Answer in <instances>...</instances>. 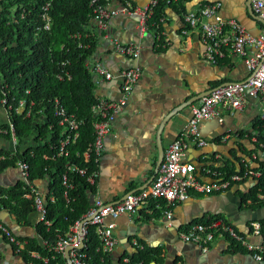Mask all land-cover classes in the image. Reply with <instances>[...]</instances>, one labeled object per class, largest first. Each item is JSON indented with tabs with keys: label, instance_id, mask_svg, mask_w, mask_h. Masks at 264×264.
I'll list each match as a JSON object with an SVG mask.
<instances>
[{
	"label": "crops",
	"instance_id": "0c3cea01",
	"mask_svg": "<svg viewBox=\"0 0 264 264\" xmlns=\"http://www.w3.org/2000/svg\"><path fill=\"white\" fill-rule=\"evenodd\" d=\"M215 1L222 3L223 17L237 18L251 34L259 35L264 30V18L253 9V0L174 2L164 8L158 22L150 20L146 31L140 30L138 15L128 11H119L102 30L94 21L88 26L92 36L97 37L96 51L89 57L88 64L94 67L100 62L114 74L111 80H106L95 72V91L99 97L119 99L122 96L121 72L134 64L142 71L106 137L94 198L100 196L105 201L118 202L128 193L147 187L158 172L160 157L162 154L164 157L169 144L181 135L189 121L192 104L183 107L185 103L204 91L248 79L250 73L239 56L225 57L218 63L209 62L199 29L190 28L185 21V13ZM131 2L144 6L150 0H106L105 4L121 9ZM114 40L139 45L140 56L132 61L116 52ZM261 103V99L249 96L242 109L234 113L220 109L223 119L209 118L202 122L201 136L207 144L198 146L190 142L188 159L195 163L198 175L204 180H208L204 176L207 164L221 169L235 166L238 171L243 160L252 154L263 157L264 153L255 145L258 120L262 119ZM8 119L7 109L0 103V123ZM31 143H25V149ZM12 146L0 137V149ZM19 178L20 170L11 168L0 175V184L9 187ZM254 182L250 179L234 183L225 191L207 194L192 191L189 199L180 203L162 201L158 208L151 206L123 213L115 220L114 235L118 244L110 253L113 263L129 262L128 256L135 255L139 249L154 247L159 249L158 261L152 260L150 264H263L248 248L264 241V236L253 233L251 227L253 221L264 219V204H255L256 195L255 198L250 196L253 189L256 194ZM37 186L41 194L48 191L46 180L39 179ZM167 210L172 211L171 219L165 217ZM39 219L35 211L19 222L8 210L0 209V222L22 240L33 236L40 238L36 229ZM201 219L226 220L248 241L244 238L245 242L241 243L222 235L209 251H205L196 243L182 240L180 232ZM110 222L111 219L105 220L106 224ZM22 255L0 233V264H30ZM64 257L69 264L66 251Z\"/></svg>",
	"mask_w": 264,
	"mask_h": 264
},
{
	"label": "built area",
	"instance_id": "2783aa9c",
	"mask_svg": "<svg viewBox=\"0 0 264 264\" xmlns=\"http://www.w3.org/2000/svg\"><path fill=\"white\" fill-rule=\"evenodd\" d=\"M165 1L168 4H172L181 0ZM158 2L159 0H150L144 6L131 2L127 6L117 9L101 4L100 0H91V4L94 6L93 21L102 30L107 26L108 20L119 11H128L138 15L139 28L141 31H146L148 29V21L152 17L154 7ZM221 7L222 3L217 1L206 3L195 11L191 10L185 13V21L190 28L199 29L201 38L206 45L205 57L209 62L218 63L220 59L225 57L239 56L244 60L250 73L248 79L244 81H231L216 87L210 93L192 103L191 116L184 131L169 144L158 172L151 183L118 202L105 201L102 197L96 196L86 215L76 221L69 228L65 236L59 237L51 243L44 241L53 258H55L56 254H64L70 247L69 255L73 264H90L87 253L83 251L86 246V236L90 225L96 226L100 239L98 250L110 254L118 244V240L114 235V227L115 220L119 216L126 212L134 213L141 209H148L151 206L158 208L162 201L168 204L183 202L189 199L192 191L205 194L225 191L234 183L252 179L257 186L255 194L257 198L256 203L264 202V173L261 165L257 162L258 159L264 161V154L261 158V155L252 154V157L243 160L244 167L242 169L240 168L238 171L230 173L214 164H207L204 166V176L208 180H204L202 176L198 175L195 163L188 159L190 142H194L198 146H205L207 144V141L201 136V124L203 121L209 118L223 119L220 109H228L232 113L242 109L249 96L264 101V30L259 35L251 34L237 18L223 17ZM253 9L259 17L264 18V0H253ZM46 28H49V23L46 25ZM114 49L121 55L129 57L132 61L136 60L141 53L139 45L132 42L123 43L119 40H114ZM94 70L106 80H111L114 77V74L100 62L94 65ZM141 74L142 71L138 64L127 67L121 72L122 96L119 99L100 97L92 106L94 139L83 153V165L73 162L68 163V170L63 175L65 186L71 187L68 176L69 172L80 174L85 177L90 185L96 186L106 137L111 132L118 113L126 105L134 87L140 80ZM64 77L70 79L72 76L69 72H65V76L59 75L60 79ZM1 89L2 85L0 83ZM7 102L6 97L0 101V103L5 105L9 115V108L11 106L8 108ZM20 103V109L22 110L26 106V102L21 100ZM54 103V116L57 118V125L50 123L49 129L55 130L56 127H60V135H64V137L56 147V155L68 157L70 156L68 147L79 138L80 129L85 122L74 114L68 113L58 98H55ZM27 115H31L30 110H28ZM262 120H264V106ZM5 135H10V140L13 142L15 150L18 138L10 115L6 123H0V137L5 138ZM38 135L40 136L39 133ZM40 139L44 140L42 137ZM45 157L48 158L49 156L45 155ZM16 168L20 170V179L27 185H30L31 188L29 192L24 194V197L33 199L36 211L40 217L39 220L49 224V220L46 218L47 209L44 198L38 186L34 185L29 178L30 164L25 160H19ZM250 202L249 200L248 203L250 204ZM164 214L167 219L172 218V211L167 210ZM86 218L88 219L83 222L81 228L80 223ZM106 219H111V222L106 224ZM251 227L253 233L262 235L261 222L259 220L253 221ZM0 233L7 237L9 242L15 246L17 253H24L26 244L28 243L26 239L22 240L9 227L2 223H0ZM222 235H226V237L233 240H238L241 243L245 242V237L237 232L232 224L223 219L193 224L188 230L181 231L179 236L182 240L196 243L203 250L209 251L217 237ZM82 239L83 246H80ZM135 243L137 244V242ZM248 248L252 250L254 258L264 264V241L259 245H252ZM28 253L30 255L28 263L30 264H34L33 259L36 258L49 263L50 255H43L37 250H29ZM136 264H141V262Z\"/></svg>",
	"mask_w": 264,
	"mask_h": 264
},
{
	"label": "trees",
	"instance_id": "16d2710c",
	"mask_svg": "<svg viewBox=\"0 0 264 264\" xmlns=\"http://www.w3.org/2000/svg\"><path fill=\"white\" fill-rule=\"evenodd\" d=\"M100 3L105 4L106 0H100ZM167 5L165 0H159L150 20L158 22ZM93 10L91 0H0V101L6 97L7 107L11 106L9 115L18 138L15 150L14 145L0 149V175L16 168L19 160H25L30 164L31 182L37 185V181L42 179L48 184V191L42 196L49 224L38 222L36 229L40 238H27L22 256L28 262V251L37 250L43 255H50V260L45 263L36 258L33 259L34 264H67L64 254H56L53 258L44 241L51 243L65 236L69 228L86 215L93 203L91 196H94L96 186L90 185L85 177L69 172L71 187L63 183L68 163L83 165V153L94 139L92 106L100 97L95 91L94 67L88 64L89 57L97 47V37H93L88 30L93 22ZM48 23L49 28H46ZM65 72L72 77L60 79L59 75L65 76ZM55 98L60 100L68 113L85 122L79 138L68 147V157L56 155V147L64 137L60 135V127L54 131L49 129L50 123L57 125ZM21 100L26 102L22 110ZM28 110L31 115H27ZM256 131L255 145L264 153V120H258ZM4 137L11 142L10 135ZM28 142L33 144L25 149L24 145ZM247 154L251 156V152ZM257 162L264 173V161L258 159ZM243 167L241 164V169ZM223 170L228 173L237 171L235 166H226ZM255 188L257 191V186ZM30 190V185L20 178L9 187L0 184V209L8 210L19 222L28 219L36 211L33 199L24 197ZM254 193L255 189L250 193L253 198ZM211 221L201 219L198 222ZM260 222L264 236V219ZM99 246L96 226L90 225L83 249L89 263L114 264L111 255L98 250ZM158 254V248L146 247L128 256L129 262L121 264H150L152 260H157Z\"/></svg>",
	"mask_w": 264,
	"mask_h": 264
},
{
	"label": "water",
	"instance_id": "95a60500",
	"mask_svg": "<svg viewBox=\"0 0 264 264\" xmlns=\"http://www.w3.org/2000/svg\"><path fill=\"white\" fill-rule=\"evenodd\" d=\"M212 90H213V89H212ZM212 90L204 91L203 93H201V94H199V95H196V96L190 98L189 101L186 102L185 105H184L183 107H186V106L191 105L192 103H194V102H196L197 100L201 99L203 96H205V95H207L208 93H210ZM11 143H12V145H13V142H12V141H11ZM162 160H163V154H162V156L160 157V160H159V162H158V169H159V166H160ZM149 184H150V183H148V185H149ZM131 193H133V192H131ZM131 193H128V195L131 194ZM128 195H126V197H127ZM126 197H125V198H126ZM93 198H94V196H93ZM125 198H124V199H125ZM124 199H123V200H124ZM120 201H121V200H120ZM87 219H88V218L83 219V220L81 221V223H80V227H81V228H82V226H83V222H84L85 220H87ZM80 246H83V239H82V241H81V245H80ZM70 249H71V248L69 247V248L66 250V257L68 258L69 264H73V263H72V260H71V258H70V255H69V251H70Z\"/></svg>",
	"mask_w": 264,
	"mask_h": 264
},
{
	"label": "rangeland",
	"instance_id": "374dc122",
	"mask_svg": "<svg viewBox=\"0 0 264 264\" xmlns=\"http://www.w3.org/2000/svg\"><path fill=\"white\" fill-rule=\"evenodd\" d=\"M262 103H261V105H262V108H261V110L263 109V106H264V101H261ZM261 112V111H260ZM245 238H246V236H244ZM246 240H247V238H246ZM248 241V240H247Z\"/></svg>",
	"mask_w": 264,
	"mask_h": 264
}]
</instances>
